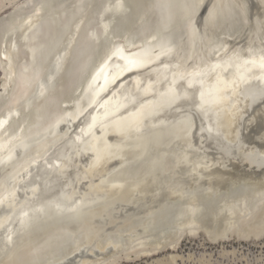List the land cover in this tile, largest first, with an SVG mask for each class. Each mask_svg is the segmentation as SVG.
Returning <instances> with one entry per match:
<instances>
[{
    "label": "bare ground",
    "instance_id": "obj_1",
    "mask_svg": "<svg viewBox=\"0 0 264 264\" xmlns=\"http://www.w3.org/2000/svg\"><path fill=\"white\" fill-rule=\"evenodd\" d=\"M9 1L2 69L22 37L9 32L53 17L45 0ZM231 1L242 16L243 0H208V9L226 14ZM246 1L256 28L215 30L195 1L176 35L172 1L156 0L136 35L105 48L62 101L67 50L34 75L2 74L0 264H116L199 232L212 242L264 232V0ZM57 228L65 253L30 262Z\"/></svg>",
    "mask_w": 264,
    "mask_h": 264
},
{
    "label": "water",
    "instance_id": "obj_2",
    "mask_svg": "<svg viewBox=\"0 0 264 264\" xmlns=\"http://www.w3.org/2000/svg\"><path fill=\"white\" fill-rule=\"evenodd\" d=\"M42 1V0H40ZM43 10L47 7V11L51 14V18H46L47 12H42L37 17H32V20L21 26L20 29L10 31L8 38H13L18 34H22L17 42V45H12L8 50L5 69L0 67V73L11 77H19L26 75H34L46 67L48 62L59 52L67 50L68 57L66 68L64 69L63 82L70 83L63 91L55 94L60 101L64 100L76 88V77L82 74V70H88L95 63L97 58L103 53L112 42L121 40L126 37H133L136 31L141 28L143 20L148 18L150 7L156 0H138L135 4H131L130 0H47ZM174 5L176 18L175 22L176 35L185 33V25L192 18L193 14L186 15L182 8L190 6L197 1L202 7L200 12V20L202 22H215L217 26H213L215 30H220V27L226 26L228 23L236 22V30L253 26L256 28V22L253 18L249 22L246 17L252 16L250 4L243 0L241 2L240 13L237 15V7L231 2H226V14L223 10L215 8L208 9V0H170ZM38 4V2L36 3ZM34 4H29L19 11V16H26L30 10H33ZM227 9H230L227 11ZM234 11V12H233ZM46 13V15H45ZM80 14L79 28L73 31V22ZM237 16L235 18V16ZM49 17V16H48ZM102 22H105L102 24ZM211 25V24H210ZM234 28V29H235ZM93 32V36H92ZM72 35V41L66 46V38ZM34 72V73H33ZM31 75V76H32ZM84 74L80 78H82ZM79 78V79H80ZM7 96L0 97V110L5 106ZM247 217L249 215L246 214ZM180 219H184L178 216ZM174 228H170L169 231ZM57 230V234L45 241L41 245H33L28 260L36 263L40 259H49L57 252L65 253L64 246L67 241V235L63 230ZM42 232V231H41ZM40 233V232H39ZM38 232L30 235L31 239ZM21 251V250H20ZM19 251V252H20ZM20 263H24L22 254L19 255Z\"/></svg>",
    "mask_w": 264,
    "mask_h": 264
},
{
    "label": "rangeland",
    "instance_id": "obj_3",
    "mask_svg": "<svg viewBox=\"0 0 264 264\" xmlns=\"http://www.w3.org/2000/svg\"><path fill=\"white\" fill-rule=\"evenodd\" d=\"M9 3V0H5L3 10L0 8V20L12 15L15 6ZM1 76L2 73H0V83ZM258 233L257 236L251 234L249 238L242 236L240 238V235L234 234L227 240L212 242L207 234L199 232L186 236L176 250L167 249L155 256L138 259L121 260L122 257L121 262L119 260L116 264H264V232H261L263 235ZM171 253H176L180 257L172 260L169 258Z\"/></svg>",
    "mask_w": 264,
    "mask_h": 264
},
{
    "label": "snow or ice",
    "instance_id": "obj_4",
    "mask_svg": "<svg viewBox=\"0 0 264 264\" xmlns=\"http://www.w3.org/2000/svg\"><path fill=\"white\" fill-rule=\"evenodd\" d=\"M262 66H264V64H262Z\"/></svg>",
    "mask_w": 264,
    "mask_h": 264
}]
</instances>
